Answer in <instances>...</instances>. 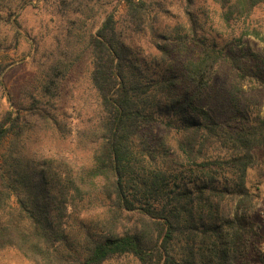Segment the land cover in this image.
I'll return each instance as SVG.
<instances>
[{"label": "trees", "instance_id": "trees-1", "mask_svg": "<svg viewBox=\"0 0 264 264\" xmlns=\"http://www.w3.org/2000/svg\"><path fill=\"white\" fill-rule=\"evenodd\" d=\"M15 1L0 0V33L25 6ZM176 1L184 26H162L153 0H123L122 25L112 12L94 32L67 31L36 92L10 98L0 115V250L34 264H264L250 247L258 232L246 186L264 135L260 127L226 132L201 104L228 57L200 36L194 0ZM205 1L225 25L242 23L240 37H260L246 21L264 0ZM141 40L165 69L140 60ZM84 53L93 101L68 107L61 90ZM157 123L179 134L170 152L145 137ZM45 135L57 152L39 144ZM168 160L201 174L169 188ZM223 166L230 183L217 176Z\"/></svg>", "mask_w": 264, "mask_h": 264}, {"label": "rangeland", "instance_id": "rangeland-1", "mask_svg": "<svg viewBox=\"0 0 264 264\" xmlns=\"http://www.w3.org/2000/svg\"><path fill=\"white\" fill-rule=\"evenodd\" d=\"M16 0L14 4L17 2ZM25 0V6L17 10L8 20L0 33V115L13 99L24 91L36 92L41 73L45 66L57 54L58 45H63L67 31L84 34L97 30L109 13H114L118 26L123 24L125 4L123 0ZM149 1V0H146ZM154 12L159 15L162 26H184V18L178 1L153 0ZM15 6V5H13ZM78 10L79 14H74ZM194 10L200 23V36L209 43H215L228 59L218 67L209 88L203 93L201 104L208 109L224 131H236L244 128H261L264 135V3L253 11L246 21L250 29L260 33L256 38L250 35L240 37L242 23L230 22L225 25L218 18L217 7L205 0H194ZM6 14V13H4ZM238 38L240 41L238 42ZM64 46V45H63ZM62 46V47H63ZM61 48V47H60ZM81 52V51H80ZM257 55V57H254ZM140 60L147 65L160 62L162 69L168 62L160 61L156 51L144 40L140 41ZM90 62L84 53L74 68L69 72L62 88L65 105L77 104L80 109L90 106L93 93L89 85ZM257 130V129H256ZM259 133V130H258ZM260 136V135H259ZM145 137L156 148L172 151L175 139L179 138L176 130H169L163 124H153L145 130ZM63 146L65 144L60 141ZM60 143V144H61ZM39 144L49 145L57 152L59 143L47 135ZM78 159L87 160V153L78 151ZM225 152V151H224ZM252 153L255 165L247 170L246 186L255 195L252 220L256 224L258 236L251 239V248L258 246L264 254V143L256 145ZM225 154V153H222ZM172 156L170 160H172ZM226 159L223 158L222 159ZM167 161V184L169 188L182 184L201 174L200 166H179ZM139 166H148L140 162ZM210 173V169H206ZM221 181L231 182V173L223 166L219 170ZM233 210V206H232ZM179 246L175 245V249ZM0 264H34L25 259L17 250H0ZM107 264H138L131 257L115 259Z\"/></svg>", "mask_w": 264, "mask_h": 264}]
</instances>
